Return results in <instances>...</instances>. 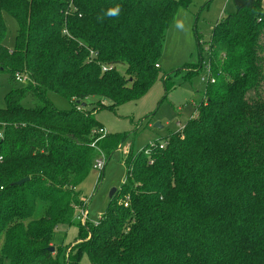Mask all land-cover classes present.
<instances>
[{
	"label": "trees",
	"instance_id": "16d2710c",
	"mask_svg": "<svg viewBox=\"0 0 264 264\" xmlns=\"http://www.w3.org/2000/svg\"><path fill=\"white\" fill-rule=\"evenodd\" d=\"M189 2L0 0V76L16 84L25 72L33 82L11 88L0 107V264H79L82 253L90 264H264L262 0H231L234 12L217 24L215 82L197 117L163 149L126 159L122 193L97 224L76 216L98 156L90 134L102 125L73 106L55 109L48 92L74 102L97 96L111 110L140 99L158 78L166 30ZM116 5L118 17L104 15ZM4 14L17 25L12 49ZM127 137L108 134L106 161ZM126 188L136 190L127 207L116 199ZM69 226L78 233L65 263L48 249Z\"/></svg>",
	"mask_w": 264,
	"mask_h": 264
},
{
	"label": "rangeland",
	"instance_id": "374dc122",
	"mask_svg": "<svg viewBox=\"0 0 264 264\" xmlns=\"http://www.w3.org/2000/svg\"><path fill=\"white\" fill-rule=\"evenodd\" d=\"M264 6V0L262 2ZM264 8V7H263ZM234 12L231 0H190L187 7L179 8L173 21L164 34L162 51L158 64L159 75L152 87L144 96L136 101L119 105L113 110L112 103L97 96L87 97L83 101L74 102L48 92L49 100L55 109L76 110L90 115L104 128V137L90 134V139H99L98 154L103 153V141L108 134L128 133L129 137L110 154V158L101 172L92 170L89 177L80 186L84 204L76 211L82 225L97 224L105 215L110 203L112 190L122 193V186L127 181L128 171L125 161L131 156L132 161L151 155L156 143L165 144L172 134L181 135L187 122L196 118L198 108L205 104L206 77L205 64L210 65V44L219 21L228 13ZM7 36L4 45L12 49L17 34L16 22L4 14ZM184 23V29L176 27L177 22ZM216 42V39H215ZM214 49V48H213ZM215 50H213L214 53ZM117 70L126 79V66H118ZM25 81L9 84L7 76H0V107H4L3 98L11 88H26L28 74L18 73ZM161 77L168 80L166 90ZM159 124L161 128H155ZM166 145V144H165ZM103 149V150H102ZM102 175V176H101ZM136 193L134 188H126L124 196H118L119 203L130 202V194ZM115 194V193H114ZM112 195L115 196V195ZM125 197L122 201L121 199ZM76 226L59 227L54 231L51 247L57 249L61 261L68 262V255L76 245ZM4 264H9L4 261ZM79 264H90L85 253L79 257Z\"/></svg>",
	"mask_w": 264,
	"mask_h": 264
},
{
	"label": "built area",
	"instance_id": "2783aa9c",
	"mask_svg": "<svg viewBox=\"0 0 264 264\" xmlns=\"http://www.w3.org/2000/svg\"><path fill=\"white\" fill-rule=\"evenodd\" d=\"M63 32L67 33L66 31H63ZM156 67H158V66H156ZM111 68L112 67L102 66L101 67V72L105 73V72L111 70ZM204 68H205V71H206V77L205 78L204 77L201 78V81L202 82H206L207 85L208 84H213L215 82V79H214V77L211 74L210 65L209 64H205ZM16 80L18 82L25 81L24 78H22L20 75H17V74H16ZM196 117H197V115H196ZM91 134L94 135V136H96V135L99 136L98 138L104 137L106 135L104 128H99L98 130H94V131H92ZM95 138L96 139H92V141L90 142L89 146H90V148H92V149L97 151L99 149L97 147V143L99 142V139H97V137H95ZM158 147H159V149H163L165 147V144L164 145L163 144H159ZM105 165H106L105 157H104L103 153H99L98 156L94 160L92 170L97 171V172H101V171L104 170ZM126 201H128V199H126L124 201V203H123V205L125 207H127V205H128V203Z\"/></svg>",
	"mask_w": 264,
	"mask_h": 264
},
{
	"label": "clouds",
	"instance_id": "9594fccd",
	"mask_svg": "<svg viewBox=\"0 0 264 264\" xmlns=\"http://www.w3.org/2000/svg\"><path fill=\"white\" fill-rule=\"evenodd\" d=\"M120 12H121L120 6L116 5L112 8H109L104 15L107 17H110V18H115V17L119 16ZM103 18H104L103 16L97 17L98 20H102ZM176 27L183 30L184 29V23L182 21H178Z\"/></svg>",
	"mask_w": 264,
	"mask_h": 264
},
{
	"label": "water",
	"instance_id": "95a60500",
	"mask_svg": "<svg viewBox=\"0 0 264 264\" xmlns=\"http://www.w3.org/2000/svg\"><path fill=\"white\" fill-rule=\"evenodd\" d=\"M154 127H155V128H161V126H160L159 124H155ZM26 180H27V179L21 180V181H19L17 184H18V185H22ZM115 192H116V190H112V191H111L110 198L112 197V195H113ZM48 251H49L50 253H53V252H54V248L51 247V248L48 249Z\"/></svg>",
	"mask_w": 264,
	"mask_h": 264
},
{
	"label": "crops",
	"instance_id": "0c3cea01",
	"mask_svg": "<svg viewBox=\"0 0 264 264\" xmlns=\"http://www.w3.org/2000/svg\"><path fill=\"white\" fill-rule=\"evenodd\" d=\"M262 2H263V0H262ZM263 4V3H262ZM264 7V6H263Z\"/></svg>",
	"mask_w": 264,
	"mask_h": 264
}]
</instances>
